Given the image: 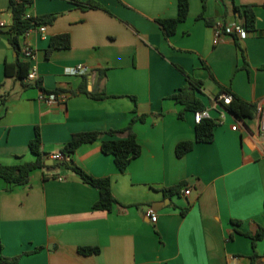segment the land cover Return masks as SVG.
Instances as JSON below:
<instances>
[{"label":"crops","instance_id":"crops-1","mask_svg":"<svg viewBox=\"0 0 264 264\" xmlns=\"http://www.w3.org/2000/svg\"><path fill=\"white\" fill-rule=\"evenodd\" d=\"M10 1L0 0L7 25L0 29V164L34 161L29 144L37 128L49 162L73 134L118 131L134 117L142 154L121 172L96 141L34 171L28 185L2 183L0 254L21 255L19 264H252L256 252L257 264H264V239L254 250L242 235L264 226L257 116L227 112L214 141L199 143L195 112L181 117L184 106L173 98L186 86V72L203 81L198 95L213 121L226 111L219 102L224 88L264 104V0H188V18L170 37L159 20L177 18L180 0H78L102 6L85 9L75 0H31V16L57 18L45 25L46 39L38 30L20 39L36 52L37 79L28 86L5 74L6 63L25 60L9 41ZM246 5L255 6L257 30L214 44L215 23H240L234 7ZM60 34L70 35L71 47L48 54L51 38ZM77 65L88 73L67 72ZM37 80L48 92L63 90L66 102L41 101ZM84 84L88 93L107 96L71 94ZM187 141L195 142L193 149L178 157L177 145ZM68 165L111 179L118 200L111 211L94 210L100 191ZM180 184L179 194L165 193ZM81 247L100 253L83 255Z\"/></svg>","mask_w":264,"mask_h":264},{"label":"trees","instance_id":"trees-1","mask_svg":"<svg viewBox=\"0 0 264 264\" xmlns=\"http://www.w3.org/2000/svg\"><path fill=\"white\" fill-rule=\"evenodd\" d=\"M76 4L80 8H101L102 6L95 1H88L86 3L75 0ZM31 0H11L10 11L12 13V28L10 31V44L16 49V51L22 54V47L20 45V39L28 32L37 30L42 25L53 24L57 16L46 15L40 17H27L28 9L31 5ZM190 4L188 0L179 1V14L175 19L159 20L164 33L167 37L173 36L178 25L187 20L189 14ZM234 12L236 17L240 20V24L245 27L248 33L255 32L257 30L256 25V13L255 6H235ZM216 25V23H215ZM235 39H239L238 36H233ZM71 47V38L69 34H60L53 36L50 40V46L48 54H51L58 49H69ZM31 71V64L25 60L17 59L14 63L5 64V74L9 78H15L22 82H27L28 86V75ZM187 78V84L183 87L173 98L184 106V109L180 113L183 116L184 111H202L206 109V105L198 94L203 93V81L190 76L184 72ZM36 86L42 90L45 94H55L57 97L63 92L58 90L56 92H48L45 90L41 81H36ZM79 93L88 94L97 99H103L107 95L102 93L100 95H94L88 93L85 84L80 87L77 91H73L72 95ZM224 94H231L233 100L229 105H225V108L234 114L238 118H254L256 116V105L246 102L237 94H234L229 89H223ZM141 120L145 119V116L139 117ZM138 118L134 117L132 121L124 129L118 131H110L108 133L102 132H83L73 134L72 138L68 143L65 144L62 149V153L65 156H71L76 150L84 145L101 141L102 152L106 155L113 156L116 166L121 172H125L131 162L138 158L142 154V146L138 141L137 135L135 134L133 127L134 123ZM217 125L211 119H203L196 126V142L199 143H211L214 141L215 133L214 129ZM106 136V137H105ZM195 142L187 141L180 142L177 145L176 153L178 157H182L190 152L194 147ZM30 151L34 154L35 160L32 162H21L16 165H2L0 164V194L2 191V183H5L8 189H12L16 186L28 185L30 183L31 175L34 171L44 168H51L46 164L47 158L42 151V135L40 130L37 128L35 137L31 140ZM63 162L62 165H66ZM84 183L92 185L100 191V198L94 204V210L111 211L118 200L115 198L112 192V181L110 178H95L84 171L82 168L76 165H68ZM184 184L165 189V193L169 195L179 194ZM185 214V211H183ZM233 224H239V222H233ZM242 235L248 237L252 241L253 249L256 250L259 241L264 239V226H259L254 234L242 233ZM43 249L40 247L38 250ZM37 249L34 251L36 252ZM83 255H96L100 253L98 247H81L79 249ZM21 255L15 257H6L0 254V264H19ZM258 263V255L256 252L252 256V264Z\"/></svg>","mask_w":264,"mask_h":264},{"label":"built area","instance_id":"built-area-1","mask_svg":"<svg viewBox=\"0 0 264 264\" xmlns=\"http://www.w3.org/2000/svg\"><path fill=\"white\" fill-rule=\"evenodd\" d=\"M19 1V0H16ZM27 17H33L29 13H27ZM7 25L5 24L4 21H2L1 16H0V29H5ZM41 35L42 38L46 39L47 38V27L45 25L40 26L37 29ZM30 32L26 33L24 36H27ZM249 33L245 29L243 25L240 23H234L231 24L230 26H227L223 22H218L215 25V38H214V44H218L221 37L224 35H229L233 37L234 35L242 38L248 35ZM23 36V37H24ZM22 47V54L25 59V61L29 62L31 64V71L28 75V82L35 81L37 79V72L32 65L35 57H36V52L34 48L29 45V44H24L21 45ZM89 69L86 66L83 65H77L73 68H70L67 70L68 73L70 74H76V75H86L88 73ZM40 100L43 102H46L48 104H52L54 102H66L67 100V94L61 93L58 97L55 94H45L42 92L40 96ZM233 100V96L231 94H223L220 96V104L225 107V105H229L231 101ZM229 113V111H224L223 115H221L218 119L214 120L215 124H221L224 122L225 115L226 113ZM256 116L258 120V126H259V133L264 140V104L259 103L256 105ZM211 119L210 113L208 109L202 110V111H197L194 113V121L196 124H199L203 119ZM233 130H237V124L232 126ZM66 156L63 153H58L52 156V160H64ZM185 195H190L191 191L190 190H183ZM150 215L152 217V221L156 222L157 221V214L156 212L151 209L150 210Z\"/></svg>","mask_w":264,"mask_h":264},{"label":"water","instance_id":"water-1","mask_svg":"<svg viewBox=\"0 0 264 264\" xmlns=\"http://www.w3.org/2000/svg\"><path fill=\"white\" fill-rule=\"evenodd\" d=\"M47 165L53 164V160H50L49 162H46Z\"/></svg>","mask_w":264,"mask_h":264}]
</instances>
